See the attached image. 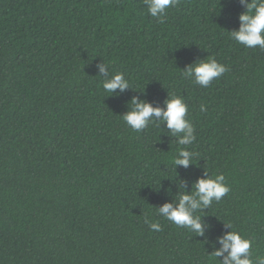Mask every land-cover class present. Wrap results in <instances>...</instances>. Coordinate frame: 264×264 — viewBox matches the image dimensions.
Here are the masks:
<instances>
[{
    "label": "trees",
    "instance_id": "1",
    "mask_svg": "<svg viewBox=\"0 0 264 264\" xmlns=\"http://www.w3.org/2000/svg\"><path fill=\"white\" fill-rule=\"evenodd\" d=\"M245 10L177 0L161 23L145 0H0V264H219L228 223L264 257V49L229 34ZM209 56L228 71L208 87L183 75ZM115 72L129 86L109 94ZM169 96L188 106L190 145L155 117L122 119L133 97ZM206 170L230 191L198 210L197 235L157 208Z\"/></svg>",
    "mask_w": 264,
    "mask_h": 264
},
{
    "label": "clouds",
    "instance_id": "2",
    "mask_svg": "<svg viewBox=\"0 0 264 264\" xmlns=\"http://www.w3.org/2000/svg\"><path fill=\"white\" fill-rule=\"evenodd\" d=\"M177 3V0H145L147 11L152 17H156L162 23L165 10ZM245 7L239 15V27L230 30V38L243 44L245 47H259L264 49V0H241ZM100 71L104 72L103 65L99 66ZM228 69L222 63L217 62L214 57L200 59L189 64L184 70L183 75L191 77L193 82L203 87H208L210 82L218 78ZM129 86V81L125 79L123 73L115 72L110 79L102 80V87L105 92L112 94L116 89L123 91ZM131 109L122 115L126 124L136 131L146 128L152 122L153 117L159 121H165L170 135L176 136L178 145L187 146L195 140L194 127L186 114L188 106L180 96H169L164 108L154 107L151 103L133 97ZM201 106V111H204ZM174 165L187 167L193 163V153L186 147L178 149L173 158ZM225 177L221 174H208L198 178L193 184L192 192H182L178 194L175 205L166 202L159 208L157 213L177 226L187 228L190 232L203 235L204 226L201 223V216L197 215L199 209L208 207L213 201H219L230 191L229 186L224 182ZM146 223L156 231L160 230V224L146 219ZM229 231L218 238L220 247L214 249L210 258L219 261V264H264V257H257L254 261L251 258L252 241L245 238L239 231L227 224ZM226 253V255H225ZM223 257L222 260L218 259Z\"/></svg>",
    "mask_w": 264,
    "mask_h": 264
}]
</instances>
